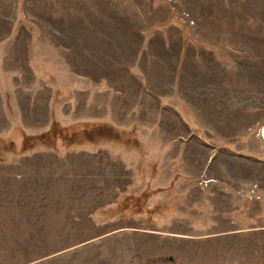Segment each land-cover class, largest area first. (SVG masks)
I'll list each match as a JSON object with an SVG mask.
<instances>
[{"label":"rangeland","instance_id":"rangeland-1","mask_svg":"<svg viewBox=\"0 0 264 264\" xmlns=\"http://www.w3.org/2000/svg\"><path fill=\"white\" fill-rule=\"evenodd\" d=\"M264 0H0V264H264Z\"/></svg>","mask_w":264,"mask_h":264},{"label":"water","instance_id":"water-1","mask_svg":"<svg viewBox=\"0 0 264 264\" xmlns=\"http://www.w3.org/2000/svg\"><path fill=\"white\" fill-rule=\"evenodd\" d=\"M259 134H260V137L262 139V145H263V148H264V125H262L259 129Z\"/></svg>","mask_w":264,"mask_h":264}]
</instances>
